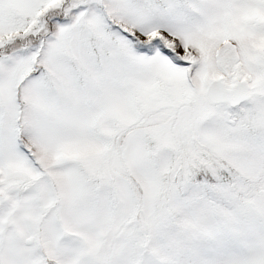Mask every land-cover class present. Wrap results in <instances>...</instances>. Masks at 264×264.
<instances>
[{
  "label": "snow or ice",
  "instance_id": "obj_1",
  "mask_svg": "<svg viewBox=\"0 0 264 264\" xmlns=\"http://www.w3.org/2000/svg\"><path fill=\"white\" fill-rule=\"evenodd\" d=\"M0 264H264V0H0Z\"/></svg>",
  "mask_w": 264,
  "mask_h": 264
}]
</instances>
